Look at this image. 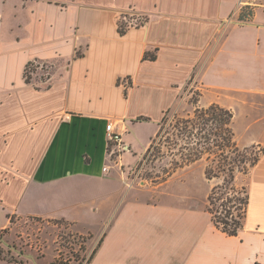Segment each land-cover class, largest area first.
<instances>
[{"label":"crops","instance_id":"obj_1","mask_svg":"<svg viewBox=\"0 0 264 264\" xmlns=\"http://www.w3.org/2000/svg\"><path fill=\"white\" fill-rule=\"evenodd\" d=\"M131 11L148 21L120 35ZM30 62L51 64L46 84L26 82ZM191 78L264 105V0H0V231L14 216L81 231L96 217L89 264H264V150L236 236L213 225L195 176L177 198L125 187ZM108 121L127 147L116 161ZM139 126L153 128L142 146Z\"/></svg>","mask_w":264,"mask_h":264},{"label":"rangeland","instance_id":"obj_2","mask_svg":"<svg viewBox=\"0 0 264 264\" xmlns=\"http://www.w3.org/2000/svg\"><path fill=\"white\" fill-rule=\"evenodd\" d=\"M128 17H133L129 21L130 24L139 22V19L130 13ZM44 64L42 69L33 74L30 71L31 67L26 72L32 79H38L40 84L41 82L46 84L51 74V64ZM231 92L206 90L192 78L187 81L177 104L167 111L158 123L156 136L145 155L126 174L128 180L125 187L148 189L147 192L153 198L167 196L177 198L185 196L180 179L183 176H195L198 178L196 184L199 185V192L207 193L205 198L207 208L211 190L214 189L217 196H220L219 188L230 183L229 188L233 187L235 190H228L227 197L233 201L228 205L233 207L232 212L236 217V200L245 198L251 169L244 171L241 169V163L233 165V162H230L231 168L238 166L231 173L233 177L228 171H223L222 169L227 167H224L220 148L217 147L220 141L212 136L219 133L218 123L211 122L204 127L202 121L197 119L198 114H195V111L211 105L229 109L233 114L231 123L233 143L239 151L237 155L233 153L232 157L240 162L244 157L252 158L259 155L264 150V142L258 144L250 142L258 130L264 134V119L256 121L258 116H264V105L256 102L259 96L248 91H244L247 94H238L235 90ZM201 127L204 128V132H200ZM151 129L153 128L149 126H139L136 129L140 146L147 140ZM260 132L257 135H260ZM209 133L212 134L210 137ZM204 136L209 139L203 140ZM126 158L129 160L132 155L129 154ZM113 159L117 160L115 156ZM190 165L192 166L189 167ZM209 168L213 174L211 179H207L205 174ZM120 170L126 173L127 169L124 165ZM227 197L220 201L215 200L213 209H217L220 204H227ZM100 226L96 217H88L82 222L81 228L96 231ZM84 230L81 231L78 226L63 221L14 216L12 223L9 222V226L0 231V264H64V260L76 264L86 252L91 251V235Z\"/></svg>","mask_w":264,"mask_h":264},{"label":"trees","instance_id":"obj_3","mask_svg":"<svg viewBox=\"0 0 264 264\" xmlns=\"http://www.w3.org/2000/svg\"><path fill=\"white\" fill-rule=\"evenodd\" d=\"M128 14L122 13L118 19L117 24H118V32L120 35H123L126 30H128L129 28H131L133 26H144L145 23L148 21V18L146 16L138 15L137 18L139 19V22L136 21V25H134L132 23L130 24L129 21L132 20L133 17L129 18ZM134 14L136 16V13H134ZM127 19H128V21L126 22ZM138 19H136V20H138ZM128 24H130V25H128ZM145 59H149L150 61H153V60H155V56L145 54ZM29 68H30L31 72H34L35 68L33 67L31 62L28 63L26 68H25V80L27 83H30L31 79H32V77L26 73L27 70H29ZM195 114H198L197 119H200L202 121V124L204 127L208 123H211V122L218 123L219 133H216L214 135L209 133V137L211 135L215 136L220 141L219 146L217 145V147H219L220 151H221L222 163L225 165L224 167H227V169L226 168L222 169L223 171H225V170L228 171L230 176H232L231 173H233L235 167H238L235 165L231 168L230 166H231L232 162H233L232 163L233 165L237 164V163H241L242 164L241 169L244 171H247L248 169H252L255 166V164L258 162L262 152L259 155H256L255 157H252V158L241 157L243 159H240V162H238L237 158L235 159V157L234 158L232 157L233 153L235 155H237L239 151H237V149L233 143V132L231 130V123H232V119H233V114L229 109H225V108L219 107L217 105H211L206 109H202L200 111H195ZM139 120H144V119H139ZM199 130H200V132H204L203 127L199 128ZM203 138H204L203 140L209 139V138H206L205 136ZM193 155H196V154H193ZM243 156H245V155H243ZM218 168H221V167H218ZM205 174H206L207 179H211L213 176L211 168L207 169ZM229 185H230V183L219 188L220 196H217L218 194H216V192H214V189L211 190V192L208 196V204H207L208 206H207L206 210L211 216V221H212L213 225L218 230H220L221 232L225 233L228 236H236L238 234L239 230H241L243 227V221H244V217H245V213H246V207H247V201H248V191H246L244 199H239V201L236 200L237 206L235 205L236 206L235 210L237 211V215L235 217L233 215L234 213L232 212L233 207L231 205H228L233 201H231L232 199L227 197V194L229 193L228 190H235V189L233 187L229 188ZM224 197L225 198L227 197V204L226 203L220 204L219 207L214 210L213 209V206L215 205L214 201L215 200L220 201ZM234 202H235V200H234ZM10 223H12V218L10 219Z\"/></svg>","mask_w":264,"mask_h":264},{"label":"built area","instance_id":"obj_4","mask_svg":"<svg viewBox=\"0 0 264 264\" xmlns=\"http://www.w3.org/2000/svg\"><path fill=\"white\" fill-rule=\"evenodd\" d=\"M136 20V19H135ZM136 25V24H134ZM33 67L35 68L34 72L38 69H42L44 67V63L39 62H31ZM34 72H31L33 74ZM105 137L108 142V154L109 157L113 159L119 158V156L127 151V147L123 144L121 134L116 130L114 122L108 121L105 126ZM114 160V159H113ZM107 168H103V171H107ZM91 250V249H90ZM93 253V249L89 252H86L78 261L76 264H89L91 255ZM55 264V263H54ZM64 264H71V261L64 260Z\"/></svg>","mask_w":264,"mask_h":264}]
</instances>
